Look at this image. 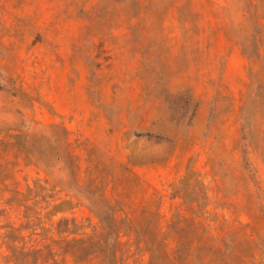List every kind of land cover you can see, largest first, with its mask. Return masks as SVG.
<instances>
[{"label":"rangeland","instance_id":"obj_1","mask_svg":"<svg viewBox=\"0 0 264 264\" xmlns=\"http://www.w3.org/2000/svg\"><path fill=\"white\" fill-rule=\"evenodd\" d=\"M0 264H264V0H0Z\"/></svg>","mask_w":264,"mask_h":264}]
</instances>
